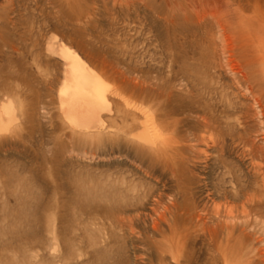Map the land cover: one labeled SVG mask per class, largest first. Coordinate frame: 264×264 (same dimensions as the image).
I'll return each instance as SVG.
<instances>
[{"label": "rangeland", "instance_id": "1", "mask_svg": "<svg viewBox=\"0 0 264 264\" xmlns=\"http://www.w3.org/2000/svg\"><path fill=\"white\" fill-rule=\"evenodd\" d=\"M254 7L264 0H0V106L17 113L0 124V264H264V218L244 224L218 193L264 184V15L243 50L220 35ZM51 36L103 75L119 130L110 116L94 133L67 124ZM144 112L157 147L126 132Z\"/></svg>", "mask_w": 264, "mask_h": 264}, {"label": "bare ground", "instance_id": "2", "mask_svg": "<svg viewBox=\"0 0 264 264\" xmlns=\"http://www.w3.org/2000/svg\"><path fill=\"white\" fill-rule=\"evenodd\" d=\"M136 9H137V7H136ZM243 12H245V13H243ZM262 14L264 15V12L262 10H260L259 8H256V7H254L253 9L251 8L250 11H248V10L245 11L244 9H241V11L238 15L239 16L238 29L235 30L233 27H230V26L228 28H227V26L226 27L220 26L221 39L223 37L226 39V41H228L229 36L227 33L230 32V33L234 34L235 42H237L236 47L238 46L239 50H243L242 47H244V48L248 47L251 43L250 42L251 39L249 37V30L251 28V21L253 19H255L257 17V15L261 16ZM236 34L239 35L240 41H238ZM240 46H242V47H240ZM262 46L264 48V40L262 41ZM226 48L228 49V52L231 51V48H229L228 46ZM46 51L50 54L56 55L63 62L62 63L63 64V74H62V79H61L62 81L60 82L59 88L57 90V97H58V101H59L60 111L63 114V117H64L65 121L67 122V124L71 128L76 129L78 131L94 133V132H97V131L102 130L104 128H107L105 126L106 125L105 118L107 116H110V117L106 118V119L111 118V120H112L111 126L108 125V128L119 130L121 128V126H120L121 124L119 125L120 128L117 127L118 126L117 124H116L117 126L115 125V123H117L116 120H115V123L113 124V122H114L113 120H114V118H116L118 116V114L115 117L116 112L113 110V107L111 106L112 99L110 98V95L108 93L109 84L105 80L103 75L100 74L95 68H93L81 56V54L76 49H74L72 46L65 43L63 40H61L57 36H51L48 38V40L46 42ZM240 73H241V71H240ZM239 80L243 81V82L245 80H247V74L242 73V76ZM166 94H167V92H166ZM140 95L142 96L141 93H140ZM126 105H127V107H129V103H126ZM0 107H1L0 124L1 123L3 124L5 122V119H4L5 116L8 117V119L10 118V121L15 120L17 113H16V108L13 105L11 100L7 101L6 103L5 102L2 103ZM146 112L142 113V114H144L142 116V119L137 121L138 123L136 122L135 126L133 125L134 127H131V125L133 123L132 124L129 123L131 128L129 127V129H128V127H127V129H126L127 131L126 130L125 131L129 132V134H130L129 136H131L132 139L138 140L140 143H143L144 145H147V146L148 145H156V147H157L158 146L157 144H160V142L163 141L165 138H162V136L160 134H159V136L157 135L158 134L157 125L153 121H151L153 119L149 118L148 115H146ZM129 114L130 113H128V115ZM120 117H117V119ZM135 117L138 118L141 116L137 115ZM125 118L127 120V116ZM167 121H169V120H167ZM196 122H197L198 126H200V128H203V129L217 128L214 118L206 112H202V113L197 112L196 113ZM121 123H122V121H121ZM169 124L171 125V127H173V128L175 127V121H170ZM114 125L116 126V128ZM124 126H125V124H124ZM136 127L138 129H141V131L138 133H134L136 130ZM132 128H134L135 130H133ZM120 131L122 132V130H120ZM205 132H207V131H205ZM156 136L159 137L158 140H157ZM167 141L168 140H166V144L168 145L169 141H168V143H167ZM221 144L224 145V143H222V142H221ZM148 150L150 151V149H148ZM252 153L250 155H252ZM254 153H255V151H254ZM259 173H261V172L259 171ZM259 175H262V174H259ZM263 176H264V174H263ZM256 183H259V182H256ZM257 186L258 185H256V187ZM260 187H261V184H260ZM247 189L244 187H235L233 190H230V189H229V191L228 190L227 191L222 190L223 192H218V193H221L222 194L221 196H223V198H225V199L230 198V199H233L235 201L237 200V201L241 202V204H242V206H241L242 207V217H244L243 218L244 221L243 220L242 221L244 222V224H251V222H252L251 217L252 216L257 217L256 221H259V224H260L261 220H258V218H261V217L264 218V216H263L264 215V184H263V188H261L257 192L256 191L251 192L250 189L249 190H247ZM236 203H238V202H236ZM241 207L239 206L240 209H241ZM234 210H236L235 205L229 204L226 206V211H227L226 212L227 213L226 218H228V220H230V221L232 218L235 219V217H233V213H234L233 211ZM219 215H220V213H219ZM240 217H238V218H240ZM242 217H241V219H242ZM263 218H261V219H263ZM253 219H255V218H253ZM236 220H238V219H236ZM236 220H235V222H236ZM227 222L228 221H226L225 223L227 224ZM262 225H263V223H262Z\"/></svg>", "mask_w": 264, "mask_h": 264}]
</instances>
